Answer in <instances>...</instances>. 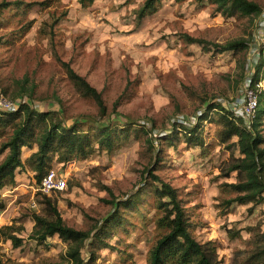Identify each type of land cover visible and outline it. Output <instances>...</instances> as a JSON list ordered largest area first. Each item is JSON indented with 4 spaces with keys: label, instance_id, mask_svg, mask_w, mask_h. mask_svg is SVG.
<instances>
[{
    "label": "rangeland",
    "instance_id": "374dc122",
    "mask_svg": "<svg viewBox=\"0 0 264 264\" xmlns=\"http://www.w3.org/2000/svg\"><path fill=\"white\" fill-rule=\"evenodd\" d=\"M252 1L261 8L254 16L223 14L210 0H162L138 19L143 0H0V94L25 98L36 111H50L65 126L77 121L89 133L101 125L131 129L112 148L94 143L85 158L64 162L51 154L63 190L36 189L26 161L36 144L21 148L24 164L0 189V227L14 224L22 237L19 246L0 237L6 264H71L68 243L57 234L31 236L33 215L49 217L48 200L66 225L88 233L83 264H147L161 234L149 171L177 189L189 229L200 241H215L220 264H264L249 258L264 231V201L225 206L237 194L223 186L237 180L227 168L241 153L236 136L223 140L218 120L221 112L234 113L231 103L245 83L248 43L264 13V0ZM235 39L248 47L217 51L211 44ZM64 63L101 93L105 113L79 91ZM254 73L264 84V47ZM179 116L186 123L174 125ZM254 121L264 138V112ZM178 127L196 128L198 140L188 141ZM11 128L0 123V143Z\"/></svg>",
    "mask_w": 264,
    "mask_h": 264
},
{
    "label": "trees",
    "instance_id": "16d2710c",
    "mask_svg": "<svg viewBox=\"0 0 264 264\" xmlns=\"http://www.w3.org/2000/svg\"><path fill=\"white\" fill-rule=\"evenodd\" d=\"M78 1L82 5H86L93 0ZM161 1L143 0L137 10V18L142 19L147 13L153 11ZM210 1L216 4L217 10L226 15L254 16L261 13L260 6L252 0ZM185 38L192 42H204L202 39L193 38L189 35H185ZM211 44L217 51L239 50L248 47L247 41L242 39L228 40L224 43L212 42ZM64 64L69 77L75 82L79 91L83 95L92 97L100 112L105 113L101 93L68 64ZM257 80L254 73L252 76L253 87ZM260 105L261 107L257 109L256 118L259 112H264V87L258 92V106ZM208 107L215 106L208 105ZM219 116L218 120L223 125L221 137L223 140H227L236 136V144L241 153V156L233 158L227 168V172L236 171L237 180L225 182L223 186L237 194L226 199L225 206L235 201L241 204L264 201V147L261 146L264 138L254 128L255 121L249 129L245 126L243 119L234 117L233 113L221 112ZM0 123L12 126L8 138L0 143V155L4 154L0 160V189L14 182L15 168L24 164L20 157L23 146L32 147L34 143L36 144V150L28 156L26 161L32 165L35 179L40 183L50 171L51 154H58L60 160L64 162L72 157L85 158L94 152V143H97L99 148H112L115 143H120L126 139L131 132L129 125L119 127L101 125L94 133H89L83 131L77 121L65 126L55 121L50 111L38 112L27 103H23L16 112L0 111ZM173 124L181 125L179 123ZM177 129L185 133L188 141L198 140V135L195 136L197 134L196 128L178 127ZM177 132L174 130L173 133ZM166 138H170V135H167ZM149 174L157 181L153 184L152 191L156 209L155 225L161 234L148 251L147 264H220L221 259L215 241L211 239L200 241L189 229L187 214L177 189L168 182L161 180L155 173L149 171ZM136 198L138 195H135L131 202L133 203ZM2 205L0 195V206ZM47 205L49 217L36 213L33 215L34 225L31 236L38 240H45L48 236L57 234L68 243L66 253L71 264H83L80 249L88 237V233L66 225L56 206L51 204L49 200ZM18 230L20 227H16L14 224L3 225L0 227V237L9 239L14 246H19L22 237L15 234ZM257 241V249L249 255V258L252 261L263 262L264 231L259 234ZM0 264H6L1 253Z\"/></svg>",
    "mask_w": 264,
    "mask_h": 264
},
{
    "label": "built area",
    "instance_id": "2783aa9c",
    "mask_svg": "<svg viewBox=\"0 0 264 264\" xmlns=\"http://www.w3.org/2000/svg\"><path fill=\"white\" fill-rule=\"evenodd\" d=\"M248 46L249 51L246 60L247 75L245 83L241 89L240 97H237V99L231 103V108H233L234 117H241L245 126L251 129L252 123L254 122L257 114L258 92H260L264 87L262 79H259L254 84V87L252 86L254 68L260 59L261 49L264 47V13L261 15V18L256 26V32L248 43ZM23 103H27L25 98L23 101L20 97L13 100L0 94V110L16 112L20 109V106ZM173 120L175 123H186V119L180 116ZM65 187V179L58 178L54 171L50 170L48 174L42 178L36 189L48 192L52 189L63 190Z\"/></svg>",
    "mask_w": 264,
    "mask_h": 264
}]
</instances>
